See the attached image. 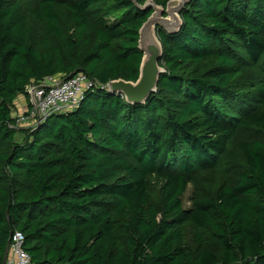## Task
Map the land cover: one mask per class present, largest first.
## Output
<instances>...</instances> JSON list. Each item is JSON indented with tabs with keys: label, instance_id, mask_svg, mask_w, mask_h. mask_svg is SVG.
I'll use <instances>...</instances> for the list:
<instances>
[{
	"label": "trees",
	"instance_id": "obj_1",
	"mask_svg": "<svg viewBox=\"0 0 264 264\" xmlns=\"http://www.w3.org/2000/svg\"><path fill=\"white\" fill-rule=\"evenodd\" d=\"M147 1L0 0V264L16 231L35 264H264V140L244 136L264 133V0H189L159 33L157 92L130 105L103 88L139 79ZM80 73L96 86L75 109L12 127L29 85ZM199 170L225 175L215 196Z\"/></svg>",
	"mask_w": 264,
	"mask_h": 264
},
{
	"label": "water",
	"instance_id": "obj_2",
	"mask_svg": "<svg viewBox=\"0 0 264 264\" xmlns=\"http://www.w3.org/2000/svg\"><path fill=\"white\" fill-rule=\"evenodd\" d=\"M188 2L189 0H171L164 8L154 1H147L143 9L152 10V14L139 32V49L143 54L139 79L136 82L115 80L104 87V90L124 96L130 105H142L157 92L160 79L166 71L160 65L163 45L159 33L164 31L175 35L180 31L183 25L181 14Z\"/></svg>",
	"mask_w": 264,
	"mask_h": 264
},
{
	"label": "built area",
	"instance_id": "obj_3",
	"mask_svg": "<svg viewBox=\"0 0 264 264\" xmlns=\"http://www.w3.org/2000/svg\"><path fill=\"white\" fill-rule=\"evenodd\" d=\"M96 86L87 74L80 73L72 78L50 77L27 87L29 105L26 111L19 113L13 128L37 126L48 116L75 109L83 100L85 93ZM26 238L16 231L10 238L6 264H35L25 248Z\"/></svg>",
	"mask_w": 264,
	"mask_h": 264
},
{
	"label": "rangeland",
	"instance_id": "obj_4",
	"mask_svg": "<svg viewBox=\"0 0 264 264\" xmlns=\"http://www.w3.org/2000/svg\"><path fill=\"white\" fill-rule=\"evenodd\" d=\"M37 0H26L25 4L27 7V10H30L32 8H34L36 6ZM62 14V19L66 18L67 15V11L62 9L61 11ZM33 25L38 28V29H42V25H39L38 23H36L33 20ZM249 75L251 77H256V72L254 71H250ZM21 102H25L24 104V108L22 109L26 111L27 109V100L26 101H21ZM21 105V104H20ZM20 105L18 104V106L20 107ZM17 111V108H16ZM14 116H17V112L14 113ZM244 136L252 139H261L264 140V133L263 132H256V131H246L244 133ZM22 136L19 134L16 137V140L20 141L22 140ZM235 143L232 142L230 145V149H229V157L227 158V162H230V168L228 169L227 172H230L231 175H234L238 170H244L245 169V164L244 161L242 159V157L240 155L237 154L236 150H235ZM197 176H198V180L200 181L199 184V188L200 191L204 194V195H212L215 196L217 191L219 190V188L224 184V182L226 181V178H224L225 175L222 174V172H213V171H197ZM164 181H162V179L158 176H153L150 180V184H151V190L153 192V196L154 199H156L157 201H160V191H161V187L163 185ZM195 187L190 185L186 194L183 197V205L185 208L189 209L192 207L193 205V201L195 198ZM187 228V233L188 235H191L192 237L194 236L195 232L193 230L189 229V226L186 227Z\"/></svg>",
	"mask_w": 264,
	"mask_h": 264
},
{
	"label": "crops",
	"instance_id": "obj_5",
	"mask_svg": "<svg viewBox=\"0 0 264 264\" xmlns=\"http://www.w3.org/2000/svg\"><path fill=\"white\" fill-rule=\"evenodd\" d=\"M21 101H26V99H25V97L24 96H21V97H19V99H18V101H17V103L20 105V111L24 108V105H22V104H24L23 102H21ZM19 107V106H18ZM23 107V108H22ZM27 108H28V106H27Z\"/></svg>",
	"mask_w": 264,
	"mask_h": 264
}]
</instances>
